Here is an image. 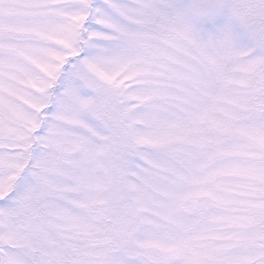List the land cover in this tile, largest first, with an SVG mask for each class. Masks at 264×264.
<instances>
[{"label":"snow or ice","instance_id":"1","mask_svg":"<svg viewBox=\"0 0 264 264\" xmlns=\"http://www.w3.org/2000/svg\"><path fill=\"white\" fill-rule=\"evenodd\" d=\"M0 264H264V0H0Z\"/></svg>","mask_w":264,"mask_h":264}]
</instances>
